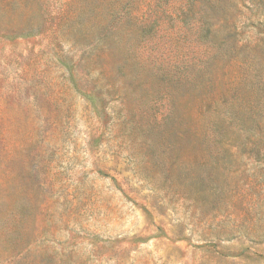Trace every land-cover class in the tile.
Returning <instances> with one entry per match:
<instances>
[{
	"label": "rangeland",
	"instance_id": "obj_1",
	"mask_svg": "<svg viewBox=\"0 0 264 264\" xmlns=\"http://www.w3.org/2000/svg\"><path fill=\"white\" fill-rule=\"evenodd\" d=\"M0 264H264V0H0Z\"/></svg>",
	"mask_w": 264,
	"mask_h": 264
}]
</instances>
